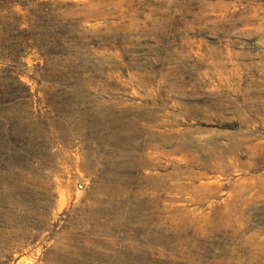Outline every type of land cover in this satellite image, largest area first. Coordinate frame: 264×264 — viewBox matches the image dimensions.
Instances as JSON below:
<instances>
[{
	"label": "rangeland",
	"instance_id": "obj_1",
	"mask_svg": "<svg viewBox=\"0 0 264 264\" xmlns=\"http://www.w3.org/2000/svg\"><path fill=\"white\" fill-rule=\"evenodd\" d=\"M0 264H264V0H0Z\"/></svg>",
	"mask_w": 264,
	"mask_h": 264
}]
</instances>
